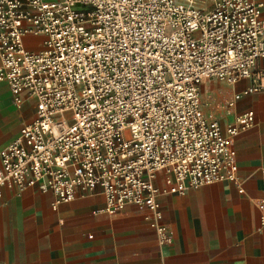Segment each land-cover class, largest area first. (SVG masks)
<instances>
[{"label": "built area", "instance_id": "obj_1", "mask_svg": "<svg viewBox=\"0 0 264 264\" xmlns=\"http://www.w3.org/2000/svg\"><path fill=\"white\" fill-rule=\"evenodd\" d=\"M210 1L0 0V81L15 105L35 107L0 151V198L5 186L39 185L55 210L99 190L106 213L146 209L164 245L160 194L221 181L242 193L233 140L254 112L223 128L203 112L199 85L249 79L235 99L260 88L263 4ZM257 208L264 227V199Z\"/></svg>", "mask_w": 264, "mask_h": 264}, {"label": "crops", "instance_id": "obj_2", "mask_svg": "<svg viewBox=\"0 0 264 264\" xmlns=\"http://www.w3.org/2000/svg\"><path fill=\"white\" fill-rule=\"evenodd\" d=\"M257 1L264 15V0ZM196 5L209 9L211 1L196 0ZM34 40L26 37L28 49L34 48ZM249 85V79L199 85L203 112L223 128L243 112H254L253 127L233 140L242 193L236 184L221 181L184 195L160 194L161 222L171 241L159 245L146 209L127 204L115 214L106 213L99 190L53 210L51 192L39 185L23 191L5 186L0 264H264V227L257 208L264 199V81L256 92L234 98ZM202 90L211 99L207 110ZM34 114L32 98L15 105L8 85L0 81V151Z\"/></svg>", "mask_w": 264, "mask_h": 264}, {"label": "rangeland", "instance_id": "obj_3", "mask_svg": "<svg viewBox=\"0 0 264 264\" xmlns=\"http://www.w3.org/2000/svg\"><path fill=\"white\" fill-rule=\"evenodd\" d=\"M34 46L36 48H39L40 47V45H39V38H36V40H34ZM29 49H31V48H29ZM210 103H211L210 97L208 95H206L205 92L202 90V105H203V108L205 110L209 109V107L211 105Z\"/></svg>", "mask_w": 264, "mask_h": 264}, {"label": "bare ground", "instance_id": "obj_4", "mask_svg": "<svg viewBox=\"0 0 264 264\" xmlns=\"http://www.w3.org/2000/svg\"><path fill=\"white\" fill-rule=\"evenodd\" d=\"M32 38H35V37H32ZM36 39V38H35ZM33 45H34V43H33ZM35 48V49H34ZM34 48H31V49H34V50H38L39 48H36L35 46H34Z\"/></svg>", "mask_w": 264, "mask_h": 264}]
</instances>
